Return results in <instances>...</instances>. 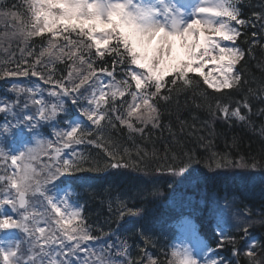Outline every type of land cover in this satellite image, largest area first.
<instances>
[{
	"label": "snow or ice",
	"instance_id": "1",
	"mask_svg": "<svg viewBox=\"0 0 264 264\" xmlns=\"http://www.w3.org/2000/svg\"><path fill=\"white\" fill-rule=\"evenodd\" d=\"M242 3L24 0L23 12L0 10L5 28L0 33V50L8 52L2 46L13 42L23 44L18 60L0 61L15 63L14 68L0 67V79L36 77L48 86V97L54 98L46 100L39 83L23 85L17 80L12 83L15 99L0 100V114L5 115L0 125L3 133L20 125L33 133V141L19 149L0 146V233L17 232L12 238L0 236V264H161L146 247L138 246L140 254L133 256L127 237L113 241L114 233H103V229L102 235H94L75 189L69 186L62 194L60 191L63 180L77 173L105 169L146 172L157 151L153 148L149 153L136 143V137L149 141L155 130L170 133L172 143L164 146L166 163L158 165L157 172L183 174L193 161L200 162L197 147L207 154L204 158L210 169L258 168L255 157H232L230 152L213 150L208 120L201 121L199 130L186 132L196 125L181 118L189 101L197 109H206L209 119H235L251 126V117L257 114L252 111L254 103L262 106L258 114L264 117V84L254 88V78L250 81L245 76L246 56L254 58L257 47L264 52V10L245 18ZM257 22L261 32L252 31L247 38V30ZM234 94H239V99ZM22 97L23 107L18 112L15 109L20 108ZM68 100L83 120L67 118ZM29 101L34 112L29 110ZM61 113L65 114L63 120ZM166 114L175 115L178 131L173 130L171 119L164 122ZM45 124L52 128V138L36 131ZM122 129L127 130L135 158L133 149L122 148L110 134V130ZM200 131H208V135ZM185 132L195 137L196 147L189 148L180 139ZM260 135L264 138V124ZM81 145L94 146L102 156L85 155L77 150ZM232 145L237 146L235 138ZM108 209L118 218L142 213V208L129 207L121 196L110 199ZM220 220L217 248L232 244L233 256L243 251L247 264H264V243L249 236L253 221L235 225V230L244 234L240 239L246 240L241 250L235 247L237 237L226 231V226L230 227L227 205ZM259 223L264 224V219ZM137 234L145 246L152 244L142 229ZM193 236V244H170L163 264H225L212 247L194 232Z\"/></svg>",
	"mask_w": 264,
	"mask_h": 264
},
{
	"label": "trees",
	"instance_id": "2",
	"mask_svg": "<svg viewBox=\"0 0 264 264\" xmlns=\"http://www.w3.org/2000/svg\"><path fill=\"white\" fill-rule=\"evenodd\" d=\"M240 6L244 17L248 18L254 11L264 10V0H243ZM25 7L24 0H0V10L11 8L13 11L23 12ZM4 31V24L0 21V33ZM252 31L261 32L258 22L255 28L247 30V38H251ZM241 39H244V37ZM39 43V40H37L36 51H39ZM2 47H7L8 52L0 50V61H15L21 56L19 48L23 47V44L17 45L13 42L10 46L3 45ZM244 47L246 48L247 45H244ZM245 59L247 65L245 76L250 81L253 78L255 80L252 87L255 88L264 84V52L257 47L255 57L246 56ZM0 67L14 68L15 63H0ZM58 67L62 68V66ZM59 74L58 72L57 75ZM33 79L48 88L36 77H6L0 79V88L6 86L11 80L27 82ZM234 95L239 99V94ZM183 102L184 98L181 97V103L183 104ZM197 102L199 103V101ZM260 107L262 106L258 103L253 104L252 111L257 114L252 115L251 126L241 124L235 119L227 122L218 117L209 119L207 110L197 109L191 101H189V109L181 113V118L187 119L189 125H196V129L189 128L186 129V132L199 130L201 121L208 120L212 132L213 150L220 153L230 152L232 157H236L237 154L243 155L245 158L255 157L259 162L257 169L246 170L232 167L216 169L214 166L210 169L207 167V161L204 158L207 154L197 147V155L201 157L200 162L193 161L183 174L172 175L167 171L157 172L156 167L158 165L163 166L166 163L163 160L165 144L172 143L170 133L166 129H158L153 132L149 141L136 137V143L146 148L149 153H152L153 148L157 151V158L148 161L149 167L146 172L105 169L99 173H77L74 177L81 175L111 176L108 177L110 179L107 182L108 187L104 188L103 185H100L96 190L85 193L82 198L85 205L84 215L87 217L88 225L93 228V234L102 235L101 229H103V233H115L121 228L123 231L130 233L127 238L133 245V256L140 254L137 251L138 246L146 247L147 252L158 257L161 264H163L166 259L165 253L169 251V245L176 243L164 220L167 214L164 204L172 199L189 198L192 200L191 209L195 211L194 216L198 221V226L201 228V233L208 241L209 246L216 251L219 257L224 259L225 264H247V258L243 255V251L239 256H233L232 244L225 243L223 247L217 248L220 239L218 224L221 222L220 212L227 205L230 227L226 226V231L229 235L237 237L235 247L241 250L245 247L246 240L240 239L244 235L243 232L235 230V225L244 220L253 221L252 226L249 228L250 238L264 243V224L259 223L261 219H264V138L260 135L264 117L258 114ZM192 116H196L198 119L193 121ZM163 119L165 123L171 119L173 130L178 131L179 125L176 122L175 115L169 117L166 114ZM186 132L180 134V139L185 141L189 148L196 147L195 137H188ZM110 134L114 140L120 143L122 148L133 149L132 154L135 158V149L132 142L127 139L126 129L120 131L110 130ZM199 134L208 135V131H200ZM234 138L237 141L235 147L232 145ZM92 151L98 152V158L102 156L95 147H92ZM167 163H170V161ZM139 193H142V195ZM117 196L123 197L129 207L142 208L141 215L136 217L126 215L123 218H118L110 213L108 202L110 199L114 201ZM140 229L143 230L146 236L151 238L152 244L147 246L143 244L141 237L137 234ZM116 238L115 234L111 237L113 241H116ZM261 255L264 257V254Z\"/></svg>",
	"mask_w": 264,
	"mask_h": 264
},
{
	"label": "rangeland",
	"instance_id": "3",
	"mask_svg": "<svg viewBox=\"0 0 264 264\" xmlns=\"http://www.w3.org/2000/svg\"><path fill=\"white\" fill-rule=\"evenodd\" d=\"M31 84H33V83H30L29 85H31ZM15 97H16V94L12 91V87L8 90H4V91L0 92V100H6V101L11 102L12 100L15 99ZM44 97L46 100H53L46 95V92H44ZM37 98H39V97H37ZM19 103H20V108L15 109L18 112L23 107V97L21 98ZM66 108H67V113H66L67 118L70 120H78V118H75L74 116L72 117L71 114L69 113V111H71V105L66 104ZM29 110L33 111V112L35 111V107L31 104L30 101H29ZM60 118H61V120H63L65 118V114L61 113ZM8 119H11V117L9 116ZM4 120H5V115L0 114V125H2ZM53 123H55V122H53ZM59 126L63 127V124H61ZM36 131H38L44 137L52 138L51 137L52 128L50 126H48L47 124H45L41 127H38ZM25 132H28V135L25 136L24 140H26L27 143H31L33 141V133L30 132L27 128H25L23 125H20L18 127H13L11 129V131L7 134L3 133L2 128H0V138H5L9 142V144L7 146L9 149H15L16 140H15V137L13 135H15L17 133H25ZM46 132L48 133L47 136H45ZM7 137H9L10 139H8ZM2 147H4V146L2 145ZM20 147H22V144L20 145ZM18 148H19V146H18ZM77 150L83 151L85 153V149H83V147H81V146H78ZM66 180H68V179H66ZM64 184L66 186L60 187L61 194H62L63 189H65L69 186H72V187H74L75 190H78V191H76L77 193L80 192V194H83L85 191L92 190L98 184H101V183L99 180H87L86 178H81L77 182H73L71 180L70 181L68 180ZM64 184H62V185H64ZM169 206L172 207V201L170 202ZM8 211H10V210H8ZM181 227L182 228L177 233L176 237L180 241H183L184 243H188V244L195 243L193 232L195 233L196 237H197V233H196V230L193 227L192 223L190 221H187V220L182 221ZM16 235H17L16 230H9L6 233H0V236H7L8 238H12ZM122 237H125V235H122Z\"/></svg>",
	"mask_w": 264,
	"mask_h": 264
}]
</instances>
